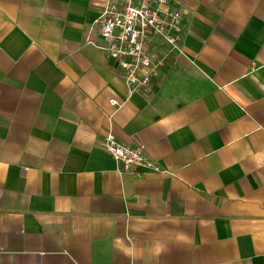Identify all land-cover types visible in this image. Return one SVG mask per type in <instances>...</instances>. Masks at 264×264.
Segmentation results:
<instances>
[{"label":"crops","instance_id":"obj_1","mask_svg":"<svg viewBox=\"0 0 264 264\" xmlns=\"http://www.w3.org/2000/svg\"><path fill=\"white\" fill-rule=\"evenodd\" d=\"M107 1L0 0V264H264V0H172L150 92L87 42Z\"/></svg>","mask_w":264,"mask_h":264},{"label":"built area","instance_id":"obj_2","mask_svg":"<svg viewBox=\"0 0 264 264\" xmlns=\"http://www.w3.org/2000/svg\"><path fill=\"white\" fill-rule=\"evenodd\" d=\"M181 20V8L172 0H108L96 20L102 42L96 44L90 37L87 42L114 60L132 92H150L165 61L157 49L156 38L159 36L181 50ZM101 146L126 170L168 172L150 158L144 146L125 144L112 132L105 136Z\"/></svg>","mask_w":264,"mask_h":264}]
</instances>
